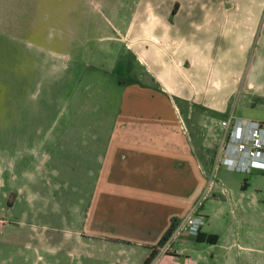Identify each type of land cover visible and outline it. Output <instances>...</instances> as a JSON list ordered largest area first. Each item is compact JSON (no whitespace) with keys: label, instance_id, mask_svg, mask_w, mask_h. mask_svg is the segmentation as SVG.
Listing matches in <instances>:
<instances>
[{"label":"crops","instance_id":"obj_1","mask_svg":"<svg viewBox=\"0 0 264 264\" xmlns=\"http://www.w3.org/2000/svg\"><path fill=\"white\" fill-rule=\"evenodd\" d=\"M89 1L106 32L90 36L89 29L69 26L65 0H0V32L11 35L16 72L37 85L29 92L28 116L18 114L10 157L0 150V232L9 226L15 232L1 241L24 237L16 228L28 227L23 246L37 257L25 256L26 264H37L46 253L69 252V240L75 247L114 243L146 257L206 188L207 167L176 99L205 98L223 114H236L243 101L264 103V0H197L203 6L191 10H173L170 4L177 0L167 9L161 0H136L138 7L130 2L133 9L122 26L108 22L103 7L111 1ZM111 12L120 14L115 7ZM92 38L106 42L87 43ZM103 49L113 56L105 57ZM121 57H130L139 72L136 80L118 82L125 106L113 123L74 124L63 104L51 106L69 96L67 89L60 91L68 79L92 90L82 97L103 89L86 81L87 75L103 80L101 73L110 68L117 80ZM84 108L81 104L76 117ZM85 177L93 185L83 196ZM69 192L76 195L72 201ZM202 229L218 238L194 237L196 242L220 246L223 264L236 260L234 229ZM188 240L162 246L150 264H160L165 254L179 255L177 245Z\"/></svg>","mask_w":264,"mask_h":264},{"label":"rangeland","instance_id":"obj_2","mask_svg":"<svg viewBox=\"0 0 264 264\" xmlns=\"http://www.w3.org/2000/svg\"><path fill=\"white\" fill-rule=\"evenodd\" d=\"M107 1H111V4L108 6L105 3L103 8L110 16L111 21L105 20L111 24L112 21L120 23L121 26L125 24L123 23L125 20H129L130 9L138 7L135 4L136 0H126V3H123L122 0ZM131 1H133V8L130 6ZM170 2L171 0L160 1L164 9H167ZM113 4L115 5L112 6ZM203 4L197 0H177L171 2L170 5L173 10H191L203 6ZM114 7L120 14L114 15L111 12ZM63 10L66 13L64 15L69 26L89 29L90 36L96 32V35L106 32V23L102 22V16H97L94 13L89 0H65ZM126 23L128 24V22ZM92 39L87 43L106 42ZM114 49H116L115 52H118L117 46ZM84 52H89V50ZM102 53L105 57H112L114 54L106 49H103ZM13 58L14 49L11 44V35L0 32V150L8 157L12 153L11 141L13 128L16 129L17 126L18 114L21 112V117H24L25 111L27 114L25 115L28 116V107L33 104L29 92L31 88L37 86L22 71L17 74V66H15V58ZM115 72L117 80L114 78V81L110 68L101 73L103 80L87 75L86 81L93 80L103 88L99 91L94 90L90 97L85 95L82 97V94H89L92 90L85 89L79 82H71L68 79L60 91L65 93V89H67V93H70L68 97L71 98L64 97L53 100L51 106L63 104L66 112L72 113L70 121L74 124L77 119L82 123L100 122L104 126L113 123L119 109H124L125 106V98L122 87L118 85L116 69ZM138 72L139 69L134 66L129 73L131 79H138L136 78ZM176 100L182 108L180 115L183 116L193 137L197 153L202 156L203 164L207 167L206 188L201 196L204 205L201 208L206 213L208 212V216L206 215L207 219L202 224V228L227 231L234 229L239 234V256L236 260L234 257L230 258L227 260V264H236V262L237 264H264V169L252 164L249 170H245L232 167L225 162L226 138H224V126L221 119L225 117L226 113L223 114L220 110L207 106L208 99L205 98L187 97ZM81 104L85 105V108L76 117L77 109ZM237 104H239V98ZM190 109H192L191 114H188ZM236 114L264 119V103L258 101L255 105L250 106L243 101L236 109ZM92 185L91 178L83 179V196L87 195ZM75 196L69 192L68 200H74ZM40 228L36 227L38 230ZM9 229L12 228L9 226L5 233L0 232V261H3L2 264H26L25 256H29L30 259L34 256L37 257V253L32 248L23 246L24 238L29 231L28 227L18 226L16 228V231H20L19 235L24 237L14 242H2L1 240L6 239L7 236H14L15 232L8 231ZM176 238H189L190 242L183 241L177 245L182 250L179 255H163L159 259L160 264H223L224 255L220 246L210 247L205 242H196L193 234L181 232L174 239ZM35 242L41 249L43 248L44 242L39 237ZM114 245L117 244L95 242L94 245L89 243L82 247L79 245L75 247L74 242L69 240V252L62 250L56 255L46 253L44 259H37V264H46V261L49 260L54 264H141L145 258L136 249L124 248L120 250Z\"/></svg>","mask_w":264,"mask_h":264},{"label":"built area","instance_id":"obj_3","mask_svg":"<svg viewBox=\"0 0 264 264\" xmlns=\"http://www.w3.org/2000/svg\"><path fill=\"white\" fill-rule=\"evenodd\" d=\"M221 121L226 138L225 162L232 167L245 170H249L252 164L264 169V119L249 118L229 112ZM206 219V214L201 208L193 207L176 221L163 246L169 245L178 233L195 235Z\"/></svg>","mask_w":264,"mask_h":264},{"label":"trees","instance_id":"obj_4","mask_svg":"<svg viewBox=\"0 0 264 264\" xmlns=\"http://www.w3.org/2000/svg\"><path fill=\"white\" fill-rule=\"evenodd\" d=\"M133 68H134V64H133V61L131 58L124 57V58L119 59L117 61V65H116V71L118 73L119 82L123 83V82H126L127 80L131 79V76L129 73H130V71H132ZM126 72H127V74H126ZM195 206L197 209H200L203 206V199L202 200L200 199L199 201H197ZM177 220L178 219H173L171 221V224L169 225L166 232L163 234V236L159 239V241L155 245L151 246L149 253L143 259L141 264H150V263L154 262L157 254L160 252L161 247L163 246V244L165 243V241L169 237L171 229ZM194 237L197 240L216 241L218 238V233L213 232V231H206V230H203L201 228L194 235ZM165 250L167 251L168 249H165ZM169 252H172V251H169Z\"/></svg>","mask_w":264,"mask_h":264}]
</instances>
